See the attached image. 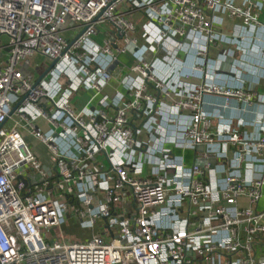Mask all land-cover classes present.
Masks as SVG:
<instances>
[{
	"label": "built area",
	"instance_id": "obj_1",
	"mask_svg": "<svg viewBox=\"0 0 264 264\" xmlns=\"http://www.w3.org/2000/svg\"><path fill=\"white\" fill-rule=\"evenodd\" d=\"M128 10L146 16L141 48ZM219 12L240 20L230 35ZM263 12L264 0H0V264H264V95L254 80L214 82L221 61L208 56L222 41L264 54ZM182 39L205 59L188 91ZM143 48L161 54L147 60ZM118 52L137 62L127 93L112 97L103 89ZM80 90L98 104L75 109ZM207 93L258 103L262 115L215 126ZM173 111L189 117L174 144L201 148L191 166L168 146ZM98 221L84 241L63 231Z\"/></svg>",
	"mask_w": 264,
	"mask_h": 264
},
{
	"label": "crops",
	"instance_id": "obj_2",
	"mask_svg": "<svg viewBox=\"0 0 264 264\" xmlns=\"http://www.w3.org/2000/svg\"><path fill=\"white\" fill-rule=\"evenodd\" d=\"M129 11V10H128ZM218 20H222L221 24L217 25V28L223 33L230 35L235 24L239 23L240 20L230 19L227 15L223 13H218ZM128 16L137 25V37L139 40L140 48L144 46V40L142 37L143 24L146 22V16L140 10L129 11ZM262 19L264 20V12L262 14ZM110 30V31H109ZM108 33H113L112 27L108 26L107 31H101L97 36H94V40L101 43ZM227 37L229 38L230 36ZM228 38H224L228 40ZM181 42L185 47L190 46V41L182 39ZM116 46H122V40L117 38ZM144 49V48H143ZM144 51V56L147 60H153L158 54L153 53L150 50ZM187 53H181L178 59V63L185 65L184 74H181L178 78L180 88L188 91L194 89L197 85L203 82L204 75L202 72L192 74L190 67L195 63L203 64L205 59L203 57H198L195 54L194 48L188 47ZM208 56L210 59L220 60L219 70L217 74L211 76L210 78L220 84L221 86H239L241 84H246L252 81L251 87L254 92L257 93L258 97L264 95V54L256 50L247 51L242 45L236 44L231 41H222L217 44H213L209 48ZM137 56L132 52H118L117 60L112 65V78L103 92L115 96L117 92L127 93L125 79L130 75L129 70L137 62ZM40 61L41 59H34ZM32 60V63L35 61ZM95 91L93 90H80L71 99V104L75 109L79 110L84 105L89 104V106H94L98 104L99 96L93 98ZM174 98H179L180 94L175 93ZM162 99V97H161ZM171 101V100H168ZM203 109L210 114L215 126L219 123L220 119L233 120L236 125L237 123H242L245 121L253 120L255 118L261 117L262 110L258 103L248 104L247 102L239 101L236 98H226L220 94L207 93L203 95L202 99ZM113 112V110L111 111ZM172 120L167 125L168 133L170 134V143L168 146L171 147L172 152L175 155L182 156L184 162L187 166L193 165L197 160V153L201 148L193 150L190 148H181L174 144L175 135H177L176 128L180 125L185 124L189 117L186 112H170ZM140 123V122H139ZM45 125V124H43ZM46 126V125H45ZM241 126V125H240ZM243 131H248L249 133L256 134V129L252 126L239 127ZM145 137V136H143ZM29 141V140H28ZM32 144L34 151L43 156V148L39 142L35 140L29 141ZM211 163V162H210ZM216 163V162H215ZM214 163V165H215ZM211 163V166H214ZM260 207H264V199L260 202Z\"/></svg>",
	"mask_w": 264,
	"mask_h": 264
},
{
	"label": "rangeland",
	"instance_id": "obj_3",
	"mask_svg": "<svg viewBox=\"0 0 264 264\" xmlns=\"http://www.w3.org/2000/svg\"><path fill=\"white\" fill-rule=\"evenodd\" d=\"M35 62L32 63V67H37L38 60H34ZM26 128H23L22 133L24 134L25 138L27 137V140L33 141L34 139L27 135ZM37 142V141H36ZM43 152L47 153V150L44 146H42ZM215 159H211L210 162L214 165ZM100 225H102L101 221H98L97 224L92 227L88 224L84 225L81 223H74V224H65L63 226V231L66 234V237L71 242H78V241H84L91 237L93 230L97 227V230H99Z\"/></svg>",
	"mask_w": 264,
	"mask_h": 264
},
{
	"label": "water",
	"instance_id": "obj_4",
	"mask_svg": "<svg viewBox=\"0 0 264 264\" xmlns=\"http://www.w3.org/2000/svg\"><path fill=\"white\" fill-rule=\"evenodd\" d=\"M121 37V35H120ZM56 60H54L53 62H51L48 67L40 74V76L38 77L37 81L39 82L45 75L46 73L51 69V67L55 64Z\"/></svg>",
	"mask_w": 264,
	"mask_h": 264
}]
</instances>
